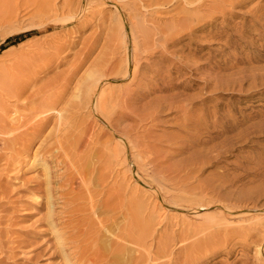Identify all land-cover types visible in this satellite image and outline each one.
<instances>
[{"label": "rangeland", "instance_id": "obj_1", "mask_svg": "<svg viewBox=\"0 0 264 264\" xmlns=\"http://www.w3.org/2000/svg\"><path fill=\"white\" fill-rule=\"evenodd\" d=\"M118 232L264 264V0H0V264H116Z\"/></svg>", "mask_w": 264, "mask_h": 264}, {"label": "bare ground", "instance_id": "obj_2", "mask_svg": "<svg viewBox=\"0 0 264 264\" xmlns=\"http://www.w3.org/2000/svg\"><path fill=\"white\" fill-rule=\"evenodd\" d=\"M186 1V0H185ZM231 1V0H230ZM3 82V81H2ZM1 82V83H2ZM6 82V81H5ZM12 83V82H11ZM10 83V84H11ZM6 85H7V87H10L11 85H9L8 84V82L6 83ZM9 85V86H8ZM19 85V84H18ZM14 86V85H13ZM4 87H6V86H4ZM6 87V88H7ZM13 88H16V87H11L10 89H8V91L10 90V92H12L11 91V89H13ZM5 89V88H4ZM7 89H6V91H7ZM18 90H19V88H18ZM17 90V91H18ZM14 91V90H13ZM15 91H16V89H15ZM97 91V90H96ZM20 92H21V90H20ZM15 93L16 92H14V94H12V95H15ZM15 97H18L17 95H15ZM3 113V112H2ZM229 143V142H228ZM110 156V155H109ZM44 162V161H43ZM44 164H45V166H46V170H47V175H48V179H49V183H50V181H51V179H52V177H53V171H52V168L46 163V162H44ZM202 207V209H207V207L206 206H204V205H202L201 206ZM137 211V210H136ZM136 213V212H135ZM134 213V214H135ZM136 217H137V219H138V217L140 218V214H138V215H136ZM133 218V217H132ZM133 219H136L135 218V215H134V218ZM141 219V218H140ZM214 219H216V218H214V217H206V220L207 221H209L210 223L211 222H213L214 221ZM139 220V219H138ZM137 220V221H138ZM140 221V220H139ZM217 221V220H216ZM220 221V220H219ZM119 222V221H118ZM116 223V222H115ZM115 225V224H114ZM128 225V224H127ZM125 226V225H124ZM130 226V225H129ZM123 227V226H122ZM103 228V227H102ZM124 228V227H123ZM128 229V228H127ZM124 230H125V228H124ZM125 233V232H124ZM126 233H129L128 234V236H129V238H131V236H132V234L127 230L126 231ZM139 235H141V234H139ZM138 235V236H139ZM137 236V235H136ZM138 236H137V238H138ZM114 241L113 240H111V243H108V244H106V243H104V244H102V246H100V248L96 251V252H98V254L96 255L98 258L97 259H101V260H108V258L111 256V257H113V258H111V259H114V260H116L114 263H116L117 264V261H118V264H128V263H130V260L132 259V257L130 258V255H127L126 254V250L128 251V246L126 245H124V244H118V243H121L120 242V240H122L123 241V236L122 235H120L119 234V232H118V234H116V235H114ZM110 239H113V238H110ZM132 239L133 240H135V237H133L132 236ZM132 239H129L130 240V242H133L132 241ZM138 239H140V240H138ZM135 242L138 244V246L142 243L141 241H142V239H141V237L139 236V238H138ZM128 240V241H129ZM98 241H103V239H101V240H98ZM124 242H127V241H124ZM123 243V242H122ZM132 244V243H131ZM116 245V246H115ZM129 245V244H128ZM133 245V244H132ZM138 246H137V248H138ZM163 249V248H162ZM130 250V249H129ZM141 250V249H140ZM162 253H163V250H162ZM172 253V252H171ZM170 253V254H171ZM125 256H127L126 258H125ZM174 256V255H173ZM69 259V258H68ZM86 259V258H85ZM134 259V258H133ZM92 260V259H91ZM95 260V259H94ZM98 260V261H99ZM93 261V260H92ZM81 262H83L82 260H81ZM85 262L86 263H84V264H87V260H85ZM89 262V261H88ZM95 262H97V261H94V263ZM133 262V261H132ZM135 262V261H134ZM78 263V262H77ZM93 263V264H94ZM71 264H75V263H72L71 262ZM173 264V263H172Z\"/></svg>", "mask_w": 264, "mask_h": 264}, {"label": "trees", "instance_id": "obj_3", "mask_svg": "<svg viewBox=\"0 0 264 264\" xmlns=\"http://www.w3.org/2000/svg\"><path fill=\"white\" fill-rule=\"evenodd\" d=\"M7 43L13 44L14 42H12V37L7 39Z\"/></svg>", "mask_w": 264, "mask_h": 264}]
</instances>
